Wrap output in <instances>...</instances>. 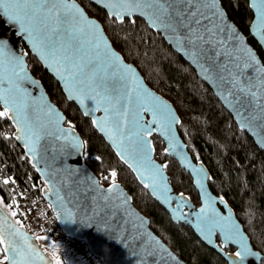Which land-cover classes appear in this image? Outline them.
<instances>
[{
    "label": "water",
    "instance_id": "95a60500",
    "mask_svg": "<svg viewBox=\"0 0 264 264\" xmlns=\"http://www.w3.org/2000/svg\"><path fill=\"white\" fill-rule=\"evenodd\" d=\"M87 1L103 11L108 19L122 24L119 20L113 18L115 12L111 7H108L110 0ZM247 1L253 16L248 33L264 56V42L260 38L264 36V30L261 28L258 19L259 13L256 11V8L260 6V0H255L256 7H253V0ZM216 4L223 14L222 23L235 30L234 37L239 38L243 47L251 53L258 66L264 68L260 57L245 35L228 18L220 0H216ZM64 5L69 7L64 8ZM72 5H75V8H72ZM58 7L60 11L55 15L45 16L51 26H57L58 17L62 19L67 16L69 23L73 25V30L81 39L97 40L102 52L105 51L104 45H107V52L111 54L108 57L109 62L112 61L113 57L119 58V66L124 69L122 75L126 77L130 88H138L143 93L150 95V102L151 98L154 97L159 106H166L165 110L170 114L168 124L171 132L169 133L157 125H150L152 135L149 137V141L152 145L151 163L156 168L162 169L163 185L161 188L166 187L167 191L163 192L161 188H157L155 194H153L151 181L137 178L140 173L145 176L149 173L144 168L136 165V161L130 158L128 163L136 165L138 171L129 168L128 163L117 155V149L106 138L104 132L92 124L93 129L115 154L120 163L131 172L138 185L168 214L174 224L189 228L201 244L219 255L227 264H234V255L229 256L224 253V250L232 248L238 251L241 249V245L235 243L232 239L226 240V233L229 231H233L234 234L238 232L235 238H243L249 253L252 254L245 260L244 264H261L264 261V256L253 249L233 210L224 200L211 192L209 188L210 174L206 167L201 162H194L192 159L187 145L178 133L181 122L173 106L145 84L137 69L132 64L126 63L122 56L114 50L101 24L89 17L75 0H58ZM42 12L46 13L47 9H43ZM78 13L83 15V20L79 19ZM122 19L130 23H133L134 19L141 20L151 33L159 35L166 46L188 65L197 79L209 89L223 110L230 116L238 131L244 133L253 142L257 150L264 153V142H262L264 140V127L258 126V122L250 124L246 119V113L243 110L238 111L239 105L227 91L232 85L222 83L218 79L215 70L205 73L200 64L193 60L185 49L176 46L168 33L151 27L145 17L133 14L130 17H122ZM92 25H95V27H92ZM67 26L64 25V27ZM81 29H83V32H81ZM222 35L228 34L223 33ZM234 37L229 36L227 43L234 44ZM0 38L7 42V48L0 50V80H4V83L0 85V92L7 95L6 90L9 87L13 88L14 95L18 97L19 103L30 105L28 109L30 113L40 116L45 122L49 123L48 131L52 135L36 145L37 150L33 157L27 151L24 139H16V136L21 134L16 130L15 119H8L15 130L14 139L17 144L23 147L25 155L30 158L32 166L44 183L41 197L51 208L53 216L64 234L73 240L84 243L90 254L100 259L103 264H189L181 260L150 228L149 219L134 207L131 196L119 183H112L109 186L99 184L97 177L84 163V146L80 136L72 128L66 126L64 114L50 101L40 82L29 72L26 63L27 56L23 53L21 45L28 50L42 69L58 84L66 101L75 105L84 119L90 120L92 123L93 120H100L104 117L105 113L102 110L96 111V103L78 92H73V97L79 96V99L69 98L64 81L55 75L53 68L47 66L45 60L33 48L27 36L19 33L18 26L10 24L7 18L3 16H0ZM237 55H242L238 49ZM127 69H131V72H128ZM13 70L19 75H13ZM255 77L256 73L251 68L245 69L243 76L240 78L242 86H249L244 84L246 80H251L253 84L259 86V82ZM80 100H83V104L80 103ZM0 107L4 110L3 102H0ZM49 108L53 111L45 116L44 112ZM85 111L88 112L87 115H85ZM142 117L145 123L154 118L151 112H143ZM57 129L61 131L57 132ZM57 136H59V139L56 138ZM154 136L163 142L165 154L175 160L179 168L190 177L193 188L199 197V206H194L187 196L174 192L169 184L164 166L155 159L152 142ZM144 183H148L149 187L145 188ZM113 184H115V190L109 193L107 190ZM57 192L60 197L64 198L62 201L58 199ZM181 196L183 197L182 201L179 199ZM178 203H182L183 206L179 208L178 212H174L173 210L177 208ZM202 208H206L207 211L201 213ZM201 217L205 220L211 218L218 221L210 237L211 242L205 238L202 232L204 223ZM0 227L4 229L8 239L16 240L14 246L24 248L25 264H54L53 260L40 248L36 238L14 223L1 205ZM10 233H18L19 235L13 236ZM217 239H219L220 245L217 243ZM9 255L11 256V253Z\"/></svg>",
    "mask_w": 264,
    "mask_h": 264
},
{
    "label": "trees",
    "instance_id": "16d2710c",
    "mask_svg": "<svg viewBox=\"0 0 264 264\" xmlns=\"http://www.w3.org/2000/svg\"><path fill=\"white\" fill-rule=\"evenodd\" d=\"M75 1L89 17L101 24L114 50L137 69L145 84L173 106L181 122L178 127L181 139L194 162H201L210 174L211 192L229 205L253 249L264 256V153L238 131L230 116L197 79L192 69L166 46L159 35L151 33L141 20L134 19V23L125 20L119 24L108 19L103 11L87 0ZM220 2L228 18L245 35L264 64L261 49L248 33L253 18L248 1ZM21 46L27 56L29 72L40 82L50 101L64 114L66 126L80 136L84 146V163L97 177L99 184L109 186L119 183L131 196L134 207L149 219L150 228L181 260L189 264H227L201 244L189 228L171 221L120 163L93 129L91 121L84 119L75 105L66 101L58 84ZM0 111H3L1 107ZM14 133L8 118H0V201L11 213L12 217H9L13 222L21 227L17 212L20 202L41 197L44 183L23 147L17 144ZM152 142L155 159L164 166L174 192L187 196L194 206H199V197L190 177L165 154V146L158 137L154 136ZM113 171L117 173L115 178L110 176ZM4 180L9 183L4 184ZM224 253L231 256L235 250L228 248ZM3 259L0 252V260ZM61 262L76 264L71 258H63Z\"/></svg>",
    "mask_w": 264,
    "mask_h": 264
},
{
    "label": "snow or ice",
    "instance_id": "6c2138e0",
    "mask_svg": "<svg viewBox=\"0 0 264 264\" xmlns=\"http://www.w3.org/2000/svg\"><path fill=\"white\" fill-rule=\"evenodd\" d=\"M68 7L64 5V8ZM71 7L75 8V5ZM108 7L115 12L113 18L121 23L124 22L122 17L138 14L145 17L151 27L168 33L176 46L185 49L205 73L215 70L222 83L232 85L227 91L239 105L238 111L243 110L246 113L250 124L258 122V126L264 127V68L258 66L239 38L234 37L235 30L222 23L223 14L217 8L216 0H110ZM253 7H256L255 0ZM43 9H47V12H42ZM59 11L58 0H0V16L7 18L10 24L17 25L19 33L27 36L47 66L53 68L55 75L64 81L69 98L79 99V96L73 97V92H78L96 103V111L102 110L105 113L104 117L93 120L92 124L104 132L117 149V155L126 163L130 158L149 173L147 176L140 173L137 178L150 180L155 194V190L163 185V179L162 169L151 163L150 125H157L171 132L168 124L170 114L165 110L166 106H159L154 97L150 102L149 94L138 88H130L126 77L122 75L124 69L119 66V58L113 57L109 62L108 57L111 54L107 52V45H104L105 51L102 52L97 40L81 39L73 30L67 16L62 19L58 17L57 26H51L45 16L55 15ZM256 11L264 30V0H260ZM78 16L83 20L82 14L78 13ZM223 33L228 35H222ZM229 36L235 38L234 44L227 43ZM260 38L264 42V36ZM5 48L7 42L0 38V50ZM237 49L242 55H237ZM248 68L256 73L255 79L259 86L251 80L244 81V84L249 86H242L240 78ZM127 71L131 72V69ZM13 75L18 76L19 73L13 70ZM3 83L4 80H0V85ZM6 91L7 95L0 92V102L4 104L0 118L15 119L16 130L21 134L17 135L16 139L23 138L27 151L34 157L36 145L52 135L48 131L49 123L30 113V105L19 103L13 88L9 87ZM80 103L83 104V100H80ZM52 111L49 108L44 115L47 116ZM143 112H151L154 118L145 123ZM87 114L85 111V115ZM60 131L57 129V132ZM56 138L59 139V136ZM136 165L128 163L129 168L138 171ZM110 176L115 178L117 173L113 171ZM3 183L8 184L9 181L4 180ZM144 187L148 188L149 184L144 183ZM114 190L115 184L107 191L111 193ZM161 190L167 191L166 187ZM56 195L60 201L64 199L58 192ZM179 199L182 201L183 197ZM182 206V203H178L173 211L178 212ZM200 211L205 213L207 209L202 208ZM12 215L15 216L16 213L13 212ZM201 220L204 223L202 232L211 242L210 237L218 221L211 218L205 220L203 217ZM236 235L238 232L234 234L229 231L226 233V240L232 239L241 245V249L234 253V264H244L252 254L249 253L243 238L236 239ZM15 244L16 240L8 239L4 229L0 227V252L3 253L5 264H25V250L23 247L14 246ZM53 258L56 264H60L58 258Z\"/></svg>",
    "mask_w": 264,
    "mask_h": 264
},
{
    "label": "built area",
    "instance_id": "2783aa9c",
    "mask_svg": "<svg viewBox=\"0 0 264 264\" xmlns=\"http://www.w3.org/2000/svg\"><path fill=\"white\" fill-rule=\"evenodd\" d=\"M22 228L32 234L47 236L56 245H64L69 250L70 258L77 264H103L100 259L90 254L84 243L66 236L56 222L51 208L42 198L22 200L17 209Z\"/></svg>",
    "mask_w": 264,
    "mask_h": 264
},
{
    "label": "rangeland",
    "instance_id": "374dc122",
    "mask_svg": "<svg viewBox=\"0 0 264 264\" xmlns=\"http://www.w3.org/2000/svg\"><path fill=\"white\" fill-rule=\"evenodd\" d=\"M3 209L6 211V213L9 214L10 217L11 213H9L8 209L1 203ZM30 234H32L29 230H27ZM35 238H36V242L38 243V245L40 246V248L45 251L52 259H53V263L56 264V261L54 260V256L56 258L59 259L60 264H62V259H69L70 258V254H69V250L67 249L66 246L64 245H56L53 244L49 241V239L47 238V236L42 235V234H32ZM5 261L0 260V264H4ZM77 264V263H76Z\"/></svg>",
    "mask_w": 264,
    "mask_h": 264
}]
</instances>
